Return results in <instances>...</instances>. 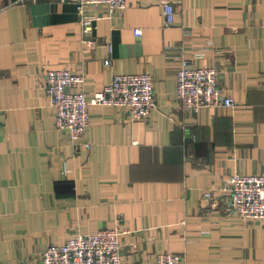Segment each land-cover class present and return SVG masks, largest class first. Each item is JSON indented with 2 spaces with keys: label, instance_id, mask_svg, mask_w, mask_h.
Segmentation results:
<instances>
[{
  "label": "crops",
  "instance_id": "1",
  "mask_svg": "<svg viewBox=\"0 0 264 264\" xmlns=\"http://www.w3.org/2000/svg\"><path fill=\"white\" fill-rule=\"evenodd\" d=\"M125 1L88 6L87 34L71 0H0V264H35L47 245L112 225L123 262L170 251L184 264H264L262 223L229 212L225 192L204 196L235 172L264 173V0H167V26L162 0ZM183 58L215 67L236 105L179 108ZM48 67L82 72L87 97L115 73L148 72L155 107L137 119L92 105L89 147H75L54 125Z\"/></svg>",
  "mask_w": 264,
  "mask_h": 264
},
{
  "label": "built area",
  "instance_id": "2",
  "mask_svg": "<svg viewBox=\"0 0 264 264\" xmlns=\"http://www.w3.org/2000/svg\"><path fill=\"white\" fill-rule=\"evenodd\" d=\"M23 2L25 0H18ZM75 4L76 14L82 31L89 34L96 28V19L87 13L88 6L104 3L109 13L126 7L125 0H71ZM164 24L173 22L174 8L170 1H161ZM138 35L139 29H133ZM89 46L96 44V39L88 37ZM108 52L112 50L110 44ZM110 58L104 60L109 64ZM82 72H73L68 68H45L42 89L54 109V125L64 130L69 141L75 147H89V142H82L89 125V108L92 105L116 106L125 108L131 118H145L155 107V94L152 76L148 72L115 73L110 81L89 97L83 89ZM177 105L183 110L197 112L202 107L236 105L233 98L226 96L217 83V70L213 66L193 65L183 58L175 76ZM228 194L227 210L242 219L251 218L262 223L264 233V173L247 174L235 172L228 180L204 196L212 198L215 193ZM121 230L116 225L100 228L94 232L77 234L60 244H49L41 252L35 264H136L123 262L120 255ZM155 264H184L183 256L159 251Z\"/></svg>",
  "mask_w": 264,
  "mask_h": 264
}]
</instances>
